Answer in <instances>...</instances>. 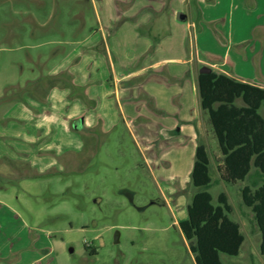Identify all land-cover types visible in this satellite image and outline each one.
I'll return each mask as SVG.
<instances>
[{
    "label": "rangeland",
    "instance_id": "374dc122",
    "mask_svg": "<svg viewBox=\"0 0 264 264\" xmlns=\"http://www.w3.org/2000/svg\"><path fill=\"white\" fill-rule=\"evenodd\" d=\"M171 1L0 0V208L7 223L25 225L23 249L39 237L51 251L41 264H195L175 221L194 192L187 152L173 163L160 156L157 138L148 165L114 95L102 99L113 64L126 73L144 60L153 9L171 7L173 19L183 13L184 23L192 21L195 4L180 9ZM189 31L185 44L195 52L196 31ZM52 89L64 97H50ZM204 139L208 191L214 203L227 195L245 236L238 255L221 253V260L264 264L260 231L241 196L251 178L223 181L216 138Z\"/></svg>",
    "mask_w": 264,
    "mask_h": 264
},
{
    "label": "crops",
    "instance_id": "0c3cea01",
    "mask_svg": "<svg viewBox=\"0 0 264 264\" xmlns=\"http://www.w3.org/2000/svg\"><path fill=\"white\" fill-rule=\"evenodd\" d=\"M172 1L180 9L188 3L191 6L195 4L192 21L184 23L187 15L183 13L173 19L168 13L173 11L171 7L168 11L153 9V15L145 18L147 30L144 31L146 36L142 37L147 48L143 51L144 60L126 73L117 70L113 64L110 85L106 87L102 99L105 101V96L114 95L123 122L136 139L139 136L143 142L141 150L148 165L155 161L150 150L159 138L160 156L174 163L187 152L193 166L198 143L202 142L208 148L204 137L213 136L207 112L200 104V68L207 66L216 72L264 87V0ZM191 27L196 31L198 50L195 52L191 44L188 48L185 44ZM153 44L154 48L150 51ZM104 46L105 50L109 49L108 43L105 42ZM54 91L51 90L50 97L59 100L64 97ZM140 95H144L143 98H138ZM29 109L21 112L24 114ZM69 116L71 119L76 115ZM46 118L35 115L38 121H46ZM145 150L151 156H146ZM219 157L220 152L217 160ZM7 212L0 208V264L45 262L51 253L48 247L40 246L37 237L32 242H35L34 248L23 249L25 225L14 222L15 218L7 223ZM186 217L184 208L179 215L176 213L175 221L179 223ZM44 250L47 251L43 253ZM9 253H15L11 260L7 259Z\"/></svg>",
    "mask_w": 264,
    "mask_h": 264
},
{
    "label": "trees",
    "instance_id": "16d2710c",
    "mask_svg": "<svg viewBox=\"0 0 264 264\" xmlns=\"http://www.w3.org/2000/svg\"><path fill=\"white\" fill-rule=\"evenodd\" d=\"M198 92L220 152V178L231 183L251 178L241 196L253 212L264 254V87L211 70L198 73ZM211 162L207 146L199 142L190 173L194 192L187 217L178 223L195 264H223L220 254L238 255L245 239L240 223L229 216L233 209L227 195L220 192L214 203L208 191Z\"/></svg>",
    "mask_w": 264,
    "mask_h": 264
},
{
    "label": "water",
    "instance_id": "95a60500",
    "mask_svg": "<svg viewBox=\"0 0 264 264\" xmlns=\"http://www.w3.org/2000/svg\"><path fill=\"white\" fill-rule=\"evenodd\" d=\"M209 71H211V69L209 67H207V66H202L200 68V73H206V72H209Z\"/></svg>",
    "mask_w": 264,
    "mask_h": 264
}]
</instances>
